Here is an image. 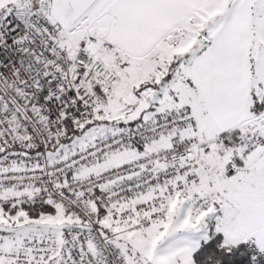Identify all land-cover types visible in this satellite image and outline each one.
Segmentation results:
<instances>
[{
    "label": "snow or ice",
    "instance_id": "6c2138e0",
    "mask_svg": "<svg viewBox=\"0 0 264 264\" xmlns=\"http://www.w3.org/2000/svg\"><path fill=\"white\" fill-rule=\"evenodd\" d=\"M0 264H264V0H0Z\"/></svg>",
    "mask_w": 264,
    "mask_h": 264
}]
</instances>
